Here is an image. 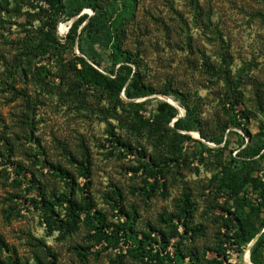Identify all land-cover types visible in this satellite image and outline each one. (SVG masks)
<instances>
[{
    "label": "rangeland",
    "instance_id": "374dc122",
    "mask_svg": "<svg viewBox=\"0 0 264 264\" xmlns=\"http://www.w3.org/2000/svg\"><path fill=\"white\" fill-rule=\"evenodd\" d=\"M193 1L93 0L113 14L112 33L125 30L121 51L149 87L127 98L97 82L136 69L116 61L110 34L83 37V52L64 42L93 9L59 15L58 46L40 50L49 5L0 0V264H52L38 243L54 264H252L258 239L264 264V159L238 156L264 145V0H196V23ZM161 103L178 111L167 125L156 122ZM186 117L197 130L174 131ZM84 150L88 175L71 161ZM52 167L73 177V190Z\"/></svg>",
    "mask_w": 264,
    "mask_h": 264
},
{
    "label": "trees",
    "instance_id": "16d2710c",
    "mask_svg": "<svg viewBox=\"0 0 264 264\" xmlns=\"http://www.w3.org/2000/svg\"><path fill=\"white\" fill-rule=\"evenodd\" d=\"M45 2L50 7V13L52 15H48L47 17V23H43L41 32L43 31L44 27H47V31L45 33H41L43 35V38L40 40V43L38 44V49L43 50L48 49L51 45L58 46V40L56 39V22L59 15L65 16L67 20H70L74 17H76L83 9L90 8L95 11V15L92 18L88 19V22L85 24V26L80 31L79 35L77 34L78 27L87 19L86 15H82L77 18V20L73 23L72 27L69 29V32L64 38V42H67L70 45H74L75 42L78 40V48L80 52L82 51V47L80 45V41L83 37H89L92 36L93 38H97L99 42H102L105 38V36H108L109 34L113 38L114 42L112 44V49L114 52V58L117 61V56H121L125 58L126 61L130 62L132 66H134L136 71L132 73V70L130 67H124V69H121V72H117L114 76V78L105 77L102 75L98 76V84L99 86H102L105 92L111 94L112 96H119V94L123 91L125 96L127 98H132L135 96V92L137 94H143L145 89L147 88L149 91V87H146L139 77V65L136 63V58H133L132 55L122 52L121 51V44L123 40H120L122 38V35L124 34L125 30L121 27H115L113 33L111 32L112 24L111 20L113 18V14L111 12L102 11L93 5V0H45ZM121 7L126 8V3H123ZM191 8L193 13V20L196 23L197 18L202 17V12L200 11L199 5L197 1L191 2ZM42 13L46 14V12L42 11ZM260 16V15H257ZM209 22V20H207ZM120 40V41H119ZM24 54H30V52H26ZM79 62L82 64V66L85 68L87 67L86 62L81 58L79 59ZM132 74V76H131ZM228 84V83H227ZM233 93H236V97L232 99L233 105L238 104L237 98H239L240 93L237 91V87L234 86ZM135 93V94H134ZM177 95V93H174ZM168 95V94H165ZM178 116L177 108L174 106H171L167 103H161L158 106V115L156 116V122L160 123L163 122L165 125L173 121ZM174 124V131L177 130H184V131H195L197 130L196 124L190 120L189 118H178L176 119ZM226 129V128H224ZM202 138L203 135H201ZM217 142V141H213ZM219 143V142H217ZM84 150V155L82 157L81 161H75L74 159H71L72 162H75L76 164H79L82 169L84 170L85 175L89 174V160L88 156ZM261 154V158L264 159V145L258 146L255 150L252 152L249 151V149H241L238 152V156H240L243 160H251L256 156H259ZM55 171L58 172L60 178L63 180L65 185L70 186V188L73 190L72 184H73V177L68 174V172L65 169H62L61 167H52ZM262 176L264 177V167L262 170ZM71 179V181H69ZM88 200V198H86ZM76 205V204H75ZM74 206V204H73ZM191 203L189 202L188 196L184 195V198L181 201L180 206V216L183 218H186L189 214H191ZM50 208L49 203L44 204L43 211L46 215V228L50 232L56 230L55 222L52 220V211ZM72 214L75 212V207L71 209ZM228 222H231V220H228ZM264 226V225H263ZM69 229H67L65 232L73 231L75 228L74 222H72L69 226H67ZM106 227L104 224H102L101 228L103 229ZM60 230V229H59ZM131 229L129 228L126 230V234H131ZM197 231L192 230L191 236L195 235ZM63 234V233H62ZM134 234V232L132 233ZM254 236H249L246 239H243V244H247L253 239ZM39 245H35L36 248L41 249V251H46L47 256L52 258L51 263L54 264V260L56 259L55 255L50 252V250L43 244L38 243ZM261 246V241L258 239L255 242V245L251 249V263L257 264L254 253L259 249ZM3 251H7V246L5 243L0 240V255H3ZM10 264L12 259L9 258ZM37 264H44L42 261L38 260Z\"/></svg>",
    "mask_w": 264,
    "mask_h": 264
},
{
    "label": "water",
    "instance_id": "95a60500",
    "mask_svg": "<svg viewBox=\"0 0 264 264\" xmlns=\"http://www.w3.org/2000/svg\"><path fill=\"white\" fill-rule=\"evenodd\" d=\"M253 243H254V241H253Z\"/></svg>",
    "mask_w": 264,
    "mask_h": 264
}]
</instances>
